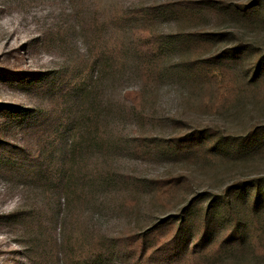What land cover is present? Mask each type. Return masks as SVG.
<instances>
[{
  "label": "trees",
  "instance_id": "16d2710c",
  "mask_svg": "<svg viewBox=\"0 0 264 264\" xmlns=\"http://www.w3.org/2000/svg\"><path fill=\"white\" fill-rule=\"evenodd\" d=\"M70 1L75 5L80 3L81 9L90 2ZM82 12L79 15L76 12V18ZM205 15L227 18L249 31L254 25H264V0H255L250 5L182 0L161 7L114 10L109 14L94 11L87 26L90 39L87 52L92 58L94 75L88 83L83 70H79L68 93H65L67 87L54 88V83L46 77L0 71L3 77L18 76L19 80L28 81L32 90L52 97V110L45 116L37 113L30 119L36 124L23 127L24 132H30L35 153L31 154L30 148L17 149L21 152L19 156L24 157L16 159L18 165L8 171L18 177L24 188L50 192L60 202L66 201L68 210L77 202L84 204L102 189L114 199L120 196L117 200L126 212L140 216L145 200L163 212L154 223L131 228L124 234L103 236L91 231L79 237L70 236L65 247L67 264H222L227 256L243 250L264 252V176L236 184L222 195L202 194L185 204L190 187L186 177L143 182L131 175H121L115 169L93 170L86 162L98 150L123 152L127 148L122 139H110V130L137 127L149 121L151 117L144 110L146 94L168 79L183 77L190 83L203 84L208 99L202 106L217 110L235 102L239 94L230 83L233 75L228 63L252 54L255 61L242 79H248L251 85H264V51L259 45L244 44L222 55L206 57L217 39L234 34L206 33L199 25L204 23ZM170 21L185 26L184 34L170 35L159 30ZM173 41H178L179 49L185 56L190 53L191 58H171L169 45ZM45 45L49 47L51 42ZM124 76H130L138 86L110 107L105 101L106 81L111 78L117 82ZM212 98L215 101L208 102ZM61 104L66 105L61 108ZM168 120L174 128L182 125L173 118ZM67 135L73 138L68 150L70 160L57 171L50 170L53 160L57 159V141ZM173 144L176 156L197 163L210 164L234 156L260 155L261 160L264 159V127L252 128L243 142L224 138L219 131L209 128L174 140L172 147ZM77 158H81V163L74 161ZM249 190L256 191L254 199L249 196ZM26 216L21 211L10 215L22 221ZM36 238L34 235L29 243L37 245Z\"/></svg>",
  "mask_w": 264,
  "mask_h": 264
},
{
  "label": "rangeland",
  "instance_id": "374dc122",
  "mask_svg": "<svg viewBox=\"0 0 264 264\" xmlns=\"http://www.w3.org/2000/svg\"><path fill=\"white\" fill-rule=\"evenodd\" d=\"M173 1L182 0H90L83 10L80 3L75 5L70 0H0V71L46 77L54 83V88L67 87L65 93H68L76 82L79 70H83L88 83L94 72L92 58L87 52L90 42L87 26L92 12L109 14L126 8L161 7ZM188 1L227 2L232 5L255 2ZM96 4L98 6L94 9ZM81 11L82 16L76 18ZM204 20L199 25L206 33L234 34L223 40L217 39L208 50L207 58L222 55L244 44L259 45L264 51V25H254L246 31L238 23L224 17L205 15ZM184 28L182 24L170 21L159 30L178 35L184 34ZM48 41L51 42L49 47L45 45ZM169 46L173 59L192 56L190 53L185 56L179 49L178 41ZM232 61L227 66L233 75L230 83L239 93L235 102L211 110L202 106L203 101L208 99L203 84L190 83L183 77L174 81L168 79L146 94L144 110L145 115L151 117L149 121L142 120L137 127L110 130V139H122L127 148L123 152L101 153L98 150L86 160L87 165L96 171L115 169L121 175H131L143 182L186 177L190 187L185 204L202 194L222 195L236 184L261 179L264 176V159L260 160V155L234 156L230 160L203 164L178 154L176 156V147L174 144V148L171 146L174 140L209 128L216 129L224 138L243 142L252 128L264 127V85H251L248 79H242L252 67L255 56L247 54L236 62ZM218 75L221 77V74ZM249 76L251 78L252 75ZM17 77H3L0 73V264H67L65 247L70 236L79 237L91 231L103 236L124 234L131 228L150 225L163 215L147 200L143 203L140 216L126 212L118 201L120 196H117L118 200L114 199L113 195H105L102 189L84 204L77 202L68 210L66 201L60 202L50 192L24 188L18 177L8 171L24 157L19 156L21 152L17 149L30 148L31 154L35 153L36 146L30 132L23 129L36 124L30 119L37 113L48 114L53 102L52 97L32 90L28 81ZM106 83L105 101L110 107L121 101L127 91L138 86L130 76H124L117 82L109 78ZM62 99L65 101V98ZM210 101L215 100L212 98ZM65 105L61 104V108ZM170 118L181 122V127H172ZM72 139L71 135H67L57 141V159L53 160L50 170L54 168L57 171L64 162H69L68 150ZM74 161L81 163V158ZM248 194L254 199L256 191L251 190ZM18 211L27 215L25 221L10 217ZM34 235L37 236V245L29 243ZM222 264H264V252L243 250L242 253L227 256Z\"/></svg>",
  "mask_w": 264,
  "mask_h": 264
}]
</instances>
